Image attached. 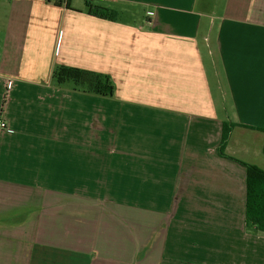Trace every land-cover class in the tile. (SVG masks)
I'll use <instances>...</instances> for the list:
<instances>
[{"label":"crops","instance_id":"1","mask_svg":"<svg viewBox=\"0 0 264 264\" xmlns=\"http://www.w3.org/2000/svg\"><path fill=\"white\" fill-rule=\"evenodd\" d=\"M86 1L0 0V264H264L247 170L218 154L240 125L227 155L264 170V0Z\"/></svg>","mask_w":264,"mask_h":264},{"label":"trees","instance_id":"2","mask_svg":"<svg viewBox=\"0 0 264 264\" xmlns=\"http://www.w3.org/2000/svg\"><path fill=\"white\" fill-rule=\"evenodd\" d=\"M57 6H65L73 9L71 0H46ZM86 8L89 15L110 21L119 19V11L95 4L92 0L86 1ZM53 78L58 85L72 83L77 90L95 94L103 97H114L115 85L109 75L94 71L83 70L66 66H58L53 74ZM240 125L224 123L223 135L218 154L230 160L240 163L247 170V202L246 216L247 227L256 232L264 234V170L256 165L245 163L234 157L227 155L226 148L232 130ZM264 132V129L249 127Z\"/></svg>","mask_w":264,"mask_h":264},{"label":"rangeland","instance_id":"3","mask_svg":"<svg viewBox=\"0 0 264 264\" xmlns=\"http://www.w3.org/2000/svg\"><path fill=\"white\" fill-rule=\"evenodd\" d=\"M209 2L212 5L211 7H213L215 2H216V0H209ZM217 2L221 3V0H217ZM72 3H73V5L75 7H78V8L85 6V0H72ZM102 4H104L105 6H108V7L110 6L111 8L113 7L107 1L103 2ZM218 7H219V10H218ZM117 8H120V7H117ZM221 8H222V3L216 5V9L217 10H215V12L213 13V15H212L213 18L212 19L217 18V16H220L222 14ZM137 10H138V13H139V18H141V20H143L142 17L145 14L146 10L144 8H141V7H139Z\"/></svg>","mask_w":264,"mask_h":264},{"label":"built area","instance_id":"4","mask_svg":"<svg viewBox=\"0 0 264 264\" xmlns=\"http://www.w3.org/2000/svg\"><path fill=\"white\" fill-rule=\"evenodd\" d=\"M6 127H7L6 123L2 119H0V129H5Z\"/></svg>","mask_w":264,"mask_h":264}]
</instances>
